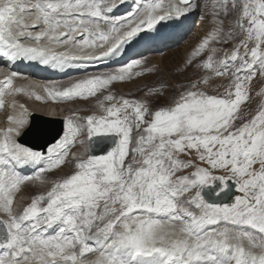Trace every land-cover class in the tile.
<instances>
[{
    "label": "snow or ice",
    "instance_id": "obj_1",
    "mask_svg": "<svg viewBox=\"0 0 264 264\" xmlns=\"http://www.w3.org/2000/svg\"><path fill=\"white\" fill-rule=\"evenodd\" d=\"M124 3L0 0V58L118 65L66 86L17 84L0 67V110H12L0 128V264H264V0H133L117 15ZM191 14L209 29L176 82L117 97L115 84L158 73L134 49ZM21 94L95 98L94 109H73L35 150L21 142L31 130ZM37 184L47 190L25 194Z\"/></svg>",
    "mask_w": 264,
    "mask_h": 264
},
{
    "label": "rangeland",
    "instance_id": "obj_2",
    "mask_svg": "<svg viewBox=\"0 0 264 264\" xmlns=\"http://www.w3.org/2000/svg\"><path fill=\"white\" fill-rule=\"evenodd\" d=\"M192 20L193 21L191 22V27H190V30H189L186 38H184L178 44H176V46H174L173 48H170L169 50L163 52L162 54H156L154 56L152 55L153 57H151V55H150L149 58H145L146 66H155L158 70V73L146 74L143 77L136 78L135 80H133L131 82H124V83L115 84L112 88V91L117 95V97L123 96V97L129 98V99L140 98L143 95V92L146 91L148 86L155 85L161 79H166V80L171 81L173 83L176 82L177 76L175 75V73L177 70V66L181 64V62L185 58V56L200 41V39L206 34V32L209 29V23H208V20L206 17L202 19L199 14H194ZM228 47L230 48L231 45H228ZM94 74H97V73H94ZM73 78L74 77H72L71 79L75 80V79H80L83 77L80 76L79 78H75V79H73ZM71 79L69 78V81H67V82L62 81V82H57V83H59L58 84L59 86H66L67 84H69L72 81ZM259 79L260 78L257 77L256 80L253 81V91H255L257 88L260 87V84L258 83ZM227 82H228V78H226V77L216 79V84H220V83L226 84ZM120 88H123L125 90V92L119 93ZM94 99L95 98H91L87 102L84 101V105H82V107H78L77 103H75V104L74 103H68V105H65V106L64 105L61 106V105H59V103H57V104L55 103L54 104L56 107L55 116H59V117L60 116H62V117L67 116V115L71 114L73 109H76V108L92 110V109H94ZM24 100H25L26 104L28 103L27 106L30 110V107L33 104L32 102L34 101V99L31 100L29 98L24 97L22 99V101H24ZM29 100H30V102H29ZM50 102H52V101H48L46 103L43 102V105H45V104L48 105ZM260 102H261L260 97H256L255 100L250 101L251 107L253 109H255L256 106L258 105V103H260ZM81 103H82V101H81ZM58 107L61 108L60 109L61 111H59ZM42 109L41 108L35 109L36 111L34 110L33 113L36 112L38 114L48 116L49 113H47V106L43 107ZM86 114H89V111L81 112V115H86ZM74 151H75V149H74ZM70 171H71L70 167H64L62 170L55 171L53 173H45L44 175L49 176L50 178H54V177H59L61 175H66V174L70 173ZM46 190H47V186L40 187L37 184V185H32L30 187H27L25 189V194H38V193L44 192Z\"/></svg>",
    "mask_w": 264,
    "mask_h": 264
},
{
    "label": "bare ground",
    "instance_id": "obj_3",
    "mask_svg": "<svg viewBox=\"0 0 264 264\" xmlns=\"http://www.w3.org/2000/svg\"><path fill=\"white\" fill-rule=\"evenodd\" d=\"M128 5L130 4V2L129 3H127ZM116 14L117 15H126L127 13H119L118 12V9H117V12H116ZM193 17V14H191L190 16H189V18L188 19H186V20H183L181 23H176V24H171L170 26H166V27H164V28H162L161 29V32H160V35L161 34H164V33H169L170 31H172V32H175L176 30H178V29H180V30H183L185 33H184V35L186 36L187 35V29L189 28L190 29V27H189V24H190V20H191V18ZM167 23V22H166ZM188 29V30H189ZM159 35V36H160ZM158 36V37H159ZM181 37V36H180ZM179 36L175 39V40H172L171 42L172 43H167V44H165V45H163L162 46V49H165V48H171V47H173L176 43H177V41H179L181 38H180ZM176 46V45H175ZM152 51H151V53L152 52H157L158 51V49H154V51H153V49H151ZM146 56H148V57H150L149 55H146ZM151 57H153V56H151ZM0 67H2V68H4V71L5 72H8V71H10V69L6 66V65H3V63H0ZM21 77V79H18L17 80V84H26L28 81H35V82H37V83H51V82H54V83H57V82H62V81H68L69 80V78L68 79H63V80H56V81H50V82H40V80L38 79V78H36V77H30V76H27V75H21L20 76ZM78 77V76H77ZM77 77H74L73 79H75V78H77ZM1 78H3V75L2 74H0V79ZM24 78H27V79H24ZM71 79V78H70ZM58 84V83H57ZM61 84V83H60ZM123 92H125V90L123 89V88H120V90H119V93H123ZM24 97H23V95L21 94L20 96H18L16 99L17 100H19L20 102L22 101V99H23ZM9 100L11 99V98H8ZM32 100V99H31ZM25 101V100H24ZM29 102H30V100H29ZM39 101H36L35 102V100L31 103L32 105H31V107H30V111L33 113L34 112V110L35 109H42L43 107H45V106H47V113H49V115H48V117H54L55 116V114H56V107H55V103H53V102H50L48 105H43V102H39ZM28 104V103H27ZM26 104V105H27ZM30 104V103H29ZM57 104V103H56ZM75 104V103H74ZM71 105V104H70ZM77 105H78V107H82V105H84V101H82V103L79 101L78 103H77ZM72 106V105H71ZM69 107V106H68ZM59 108V107H58ZM75 108V107H74ZM49 109V110H48ZM61 108H59V111H61L60 110ZM43 110V109H42ZM53 110H54V113H53ZM58 110V109H57ZM69 110V109H68ZM11 108H10V106H8V107H6V108H4V110L2 111V113L0 114V128H2V127H5L6 126V116L8 115V114H10L11 113ZM36 111V110H35ZM40 112V111H39ZM42 112V111H41ZM38 114V113H37ZM62 114V113H61ZM38 115H41V114H38Z\"/></svg>",
    "mask_w": 264,
    "mask_h": 264
},
{
    "label": "water",
    "instance_id": "obj_4",
    "mask_svg": "<svg viewBox=\"0 0 264 264\" xmlns=\"http://www.w3.org/2000/svg\"><path fill=\"white\" fill-rule=\"evenodd\" d=\"M62 129V122L35 117L31 130L21 139V142L34 149L44 150L49 143L58 138V135L62 134Z\"/></svg>",
    "mask_w": 264,
    "mask_h": 264
}]
</instances>
